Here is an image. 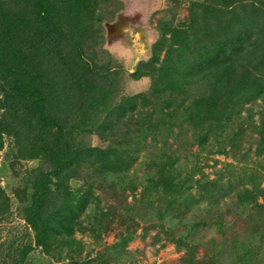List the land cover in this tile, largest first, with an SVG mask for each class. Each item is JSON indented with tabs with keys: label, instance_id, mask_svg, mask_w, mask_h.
<instances>
[{
	"label": "rangeland",
	"instance_id": "rangeland-1",
	"mask_svg": "<svg viewBox=\"0 0 264 264\" xmlns=\"http://www.w3.org/2000/svg\"><path fill=\"white\" fill-rule=\"evenodd\" d=\"M28 1L15 0L24 15L31 12ZM219 1L73 3L67 16L72 30L66 27L64 35L72 33L81 52L64 39L66 61L38 50V67L30 73L48 117L67 114L59 126L49 128L32 115L29 122L22 115L25 103L18 104L17 96V107L10 102L11 75L0 71V264H264V200L243 193L256 183L264 189V69L254 56L237 60L241 67L221 79L197 69L195 76L173 81L171 66L160 77L168 46L176 48L174 30H188L206 4ZM233 2L223 18L245 7L249 12L250 4L264 10V0ZM75 50L82 85L67 101L62 94L75 77ZM174 57V68L192 63L183 62V54ZM234 76L251 83L233 103L226 101L231 94L214 88L235 86ZM200 100L224 114L218 121L200 115ZM57 139L77 153L66 150L58 161ZM111 148L127 159L125 169L115 160L101 172L102 161L85 152ZM159 172L173 173L188 188L176 202L171 192L161 198L150 186ZM80 198L83 212L62 218L69 203L77 211Z\"/></svg>",
	"mask_w": 264,
	"mask_h": 264
},
{
	"label": "trees",
	"instance_id": "trees-1",
	"mask_svg": "<svg viewBox=\"0 0 264 264\" xmlns=\"http://www.w3.org/2000/svg\"><path fill=\"white\" fill-rule=\"evenodd\" d=\"M77 1L78 0H29L28 2L31 3L29 4L31 12H26L24 15L21 7L16 9L15 0H0V71L3 77L11 75L15 92L9 96L12 100H10V102L14 107H17V104H14L17 96L18 104L25 103L22 115L27 116L29 122L31 120L30 116L32 115L35 117V122H40V118L43 121L47 120L46 123L48 125L46 124V126L51 128L59 126L67 120V116H64L67 114L63 113L64 115H62L60 112L58 114L56 113L52 118H49V112H45L41 107L42 101L44 100L41 98L40 91L34 90L37 76L30 75V73L32 69L38 67V62H34L38 50L45 52L47 50V53H53L56 55H54L55 57L59 55L60 60L65 56H63L64 52L60 47V43L65 39L64 29L70 27L67 32L72 30L69 22H67V16L74 8L73 3ZM11 3L13 4L10 7ZM217 3L218 5L211 7L206 4V7L203 8L202 16L194 17L188 30H174L172 43L176 48L168 46L169 48L166 51V63H164L160 74L162 79L167 77L168 74H166V72H168V70H166V68L170 66L173 68V74L175 73L173 76H177L171 78L173 81L179 80L181 77L185 76H195L197 69H203L206 71L205 73L214 79H221L225 77V73L234 68L235 65L239 68L241 67V64H237V60L243 58L247 63L249 59L254 56L258 59L256 62L257 67L264 69V19H259V13H264V10L250 4L249 12H246V7L243 9L244 11L237 14L231 10V18H223L227 9H229L234 2L233 0H220ZM65 23L66 26L64 25ZM72 35V33L71 35L67 34V39H65L66 45L68 46L69 43H73L74 47H76ZM252 36L256 37L253 39ZM40 40H43V46L39 45ZM76 48L81 52L79 45H77ZM77 50H75L74 54L77 63L75 62L73 66L75 69L73 75L75 77L72 79L71 83L67 84V88L69 89L65 91L66 94H62V98H65L67 101L72 100V97L76 96L79 91V86L82 85V74L79 75L80 70H78V67L82 64V60ZM182 54L184 58L183 62L189 59L192 60V63L190 66L184 63L185 67L183 69L180 67L174 68L178 63L174 55L177 56ZM67 58L68 55L62 60L66 61ZM193 63L196 64L197 68L193 66ZM65 65L67 71L72 68L67 64ZM76 65L77 67L75 68ZM164 67L165 70H163ZM247 68H250V63L247 64ZM71 73L73 72L71 71L70 74ZM250 78L254 83L256 77L252 75ZM234 80H236V84L233 87L224 89L218 87L214 88L218 94L223 91L226 92L225 95L231 94L226 97V101L229 100L233 103L234 101L232 98L235 94L239 93L242 97L247 95L244 94L245 88H247V83H251L242 76H234L231 78V81ZM28 99L31 100L29 103ZM196 103V109L200 115H215L214 117L212 116V118H216L214 120L218 121V118L224 114L221 108L215 109L206 101L200 100ZM18 112L19 110L16 108L15 115H12V120ZM66 112L69 113L70 111ZM201 118L202 117L190 119L199 120ZM30 124L31 123H28V125ZM57 140V145H55L54 148L57 153L55 156L58 157V161L63 159L62 156L65 154L61 155V153L66 150L68 152L77 153V151L71 149L69 143H63L59 139ZM70 149L72 151H69ZM85 152L88 158L95 154L93 158L99 159L100 162L102 161L99 168L101 172L109 171V166L115 167V160L116 166H119V168H126L124 165H126L127 159H124L122 153H118L115 148H111L109 151L91 149ZM81 153H83V151L77 155L79 156ZM110 157H112V160H110ZM109 162L112 164H106ZM150 186H153V189H160L158 195L161 198H165L167 194L171 192V202H176L180 199L184 194V190L188 189L182 182H176L173 173L169 176L167 172H159L157 180L151 182ZM243 193L248 196L251 201H255L258 196H261L264 200V189L260 188L259 183L254 184L251 190L244 189ZM82 202L86 203V201H82L81 198L77 201V211L74 210L73 204L69 203L68 213L61 217L73 220L74 216L83 212L84 205L81 204ZM35 230L37 231L38 243H41L40 239H42L43 235L37 228H35ZM50 231L53 230L50 229L47 231L46 235H49V233L51 234ZM67 232V235L72 233L69 227ZM69 239L65 240L66 244L73 242Z\"/></svg>",
	"mask_w": 264,
	"mask_h": 264
}]
</instances>
